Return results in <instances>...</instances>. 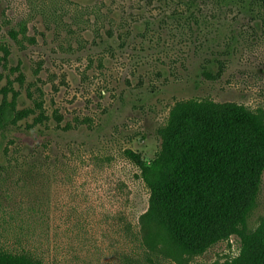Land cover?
<instances>
[{"label": "rangeland", "instance_id": "1", "mask_svg": "<svg viewBox=\"0 0 264 264\" xmlns=\"http://www.w3.org/2000/svg\"><path fill=\"white\" fill-rule=\"evenodd\" d=\"M70 2L66 27L29 0H0V88L11 82L18 108L41 101L49 117L0 133V249L44 264H178L143 245L149 191L124 150L149 163L182 99L264 111V0ZM262 216L264 172L248 226ZM239 247L232 236L184 264Z\"/></svg>", "mask_w": 264, "mask_h": 264}, {"label": "trees", "instance_id": "2", "mask_svg": "<svg viewBox=\"0 0 264 264\" xmlns=\"http://www.w3.org/2000/svg\"><path fill=\"white\" fill-rule=\"evenodd\" d=\"M29 1L48 24L68 26L64 16L70 0ZM17 24L9 35L26 38L27 20ZM1 49L8 55L7 47ZM10 84L0 88L1 134L36 110L31 126L49 119L41 101L18 108ZM55 119L61 121L60 116ZM158 134L160 146L149 163L134 150H124L149 191L148 207L139 217L145 248L184 264L236 236L239 253L211 264H264V216L256 227L248 226L264 172V111L234 101L191 97L170 108ZM0 264L44 263L28 252L0 249Z\"/></svg>", "mask_w": 264, "mask_h": 264}]
</instances>
